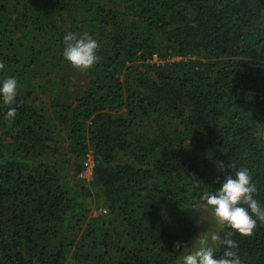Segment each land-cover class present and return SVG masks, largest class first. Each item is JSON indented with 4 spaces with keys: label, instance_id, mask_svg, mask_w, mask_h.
<instances>
[{
    "label": "trees",
    "instance_id": "obj_1",
    "mask_svg": "<svg viewBox=\"0 0 264 264\" xmlns=\"http://www.w3.org/2000/svg\"><path fill=\"white\" fill-rule=\"evenodd\" d=\"M0 62V264H178L232 163L264 206V0H0ZM233 239L264 264V224Z\"/></svg>",
    "mask_w": 264,
    "mask_h": 264
},
{
    "label": "clouds",
    "instance_id": "obj_2",
    "mask_svg": "<svg viewBox=\"0 0 264 264\" xmlns=\"http://www.w3.org/2000/svg\"><path fill=\"white\" fill-rule=\"evenodd\" d=\"M63 45L64 60L81 72L88 71L100 60L97 54L99 42L88 32H67ZM3 68L4 64L0 62V70ZM17 87L18 81L14 77L6 78L0 84V98L8 107L5 118L9 120L17 114L13 106L16 104ZM230 167L236 169L234 177L226 175L218 190L202 192L191 207L201 213V221L219 227L202 231L193 246L180 256L178 264H243L233 235H254L258 222L264 224V206L256 199L258 186L250 170L244 166L237 167L235 163ZM218 246L224 249L219 257L216 255Z\"/></svg>",
    "mask_w": 264,
    "mask_h": 264
},
{
    "label": "rangeland",
    "instance_id": "obj_3",
    "mask_svg": "<svg viewBox=\"0 0 264 264\" xmlns=\"http://www.w3.org/2000/svg\"><path fill=\"white\" fill-rule=\"evenodd\" d=\"M90 160L93 162V158L92 156H90ZM83 178H86V179H92V176H93V173H92V168H88L87 171L83 172ZM198 216H197V224H198V227H199V232H198V236L199 234L202 232V231H206L208 228L209 230H213V229H216V226L215 224H211L210 225L206 222V221H201V213L198 212ZM199 221V223H198ZM197 236V237H198ZM194 244V241L189 245V247L187 248V250H189Z\"/></svg>",
    "mask_w": 264,
    "mask_h": 264
},
{
    "label": "built area",
    "instance_id": "obj_4",
    "mask_svg": "<svg viewBox=\"0 0 264 264\" xmlns=\"http://www.w3.org/2000/svg\"><path fill=\"white\" fill-rule=\"evenodd\" d=\"M88 157L89 158H88L87 162L85 163V166H86V170L85 171H87L88 168H93V162L90 160V156H88ZM82 177H83V174H82ZM88 180H90V179H88Z\"/></svg>",
    "mask_w": 264,
    "mask_h": 264
}]
</instances>
